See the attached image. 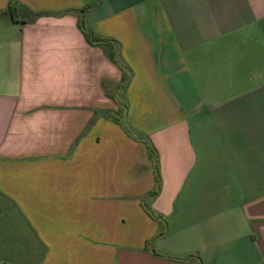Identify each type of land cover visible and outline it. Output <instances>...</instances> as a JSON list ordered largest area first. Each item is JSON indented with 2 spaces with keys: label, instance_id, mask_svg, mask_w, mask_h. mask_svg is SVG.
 <instances>
[{
  "label": "crops",
  "instance_id": "1",
  "mask_svg": "<svg viewBox=\"0 0 264 264\" xmlns=\"http://www.w3.org/2000/svg\"><path fill=\"white\" fill-rule=\"evenodd\" d=\"M95 1L0 0V264H264V0Z\"/></svg>",
  "mask_w": 264,
  "mask_h": 264
},
{
  "label": "trees",
  "instance_id": "2",
  "mask_svg": "<svg viewBox=\"0 0 264 264\" xmlns=\"http://www.w3.org/2000/svg\"><path fill=\"white\" fill-rule=\"evenodd\" d=\"M101 0H98V2H100ZM98 6V4H94L92 6H86L84 8H82L81 10H78V12L82 15H84L86 12H88L89 9L93 8V7H96ZM18 4L15 3V2H12L9 4L8 8L3 11L1 14H0V18L4 17V16H9L11 17L12 19L15 20V16H16V11L18 10ZM28 11V10H26ZM29 15H30V18L31 20L34 19L37 15L35 13H32V12H29ZM80 28L82 30V32L84 33L85 37L87 38V40L89 41V43L91 44H100V45H105L109 48V56L110 58L115 62L117 63L121 69L123 70L124 72V82L125 84L129 83V80H130V76L128 71L126 70V68L123 66L121 60L119 59V54H118V51H117V47H116V42H114L113 40H108V39H104V38H101L99 36H97L91 29H89L86 25H85V22H84V19L83 17L81 18L80 20ZM115 121H117L119 124H121L122 128L127 132V134L132 133L133 135H135L134 131L132 130V128L130 127L129 124L126 123V125H129V126H125V122L123 120V118H114ZM129 130V131H128ZM140 140H144L143 138H140ZM149 152H150V158L151 160L153 161V165H154V174H155V189L146 197V198H152V197H156L160 190H161V185H162V178H161V173H160V166H159V162H158V153H157V150L155 149V147L153 146H149ZM143 206L146 210V212L153 218V219H157L161 222L164 223L162 229L160 230V232L154 236L152 239L148 240L146 242V248L150 249L154 243V241L158 238V237H161L163 235H165L167 233V227L165 225V220L163 217H159L157 215H155L152 210L149 209V207L143 202ZM154 251V249H153ZM155 253V251H154ZM191 259H193L194 261H196L195 264H203V261L202 259L199 257V256H191Z\"/></svg>",
  "mask_w": 264,
  "mask_h": 264
},
{
  "label": "rangeland",
  "instance_id": "3",
  "mask_svg": "<svg viewBox=\"0 0 264 264\" xmlns=\"http://www.w3.org/2000/svg\"><path fill=\"white\" fill-rule=\"evenodd\" d=\"M97 1V0H96ZM95 1V2H96ZM94 2V3H95ZM94 3H92V4H88L87 6H92V5H94ZM86 7V6H85ZM124 88H125V85L123 86ZM118 116L120 117V118H123V120H124V122H125V117H123V111H121L119 114H118ZM120 118H118V119H120ZM126 123L127 122H125V126L127 127V126H129V125H126ZM128 124V123H127ZM121 125V124H120ZM129 131V130H128ZM131 138H135L137 141H139L140 140V138H136V136L135 135H133L132 133H130L129 132V134H128ZM164 225V224H163ZM166 225V224H165ZM222 226H224V225H222ZM167 227V226H166ZM154 244V243H153ZM152 247H153V245H152ZM151 250H152V248H150ZM149 248H148V250H150Z\"/></svg>",
  "mask_w": 264,
  "mask_h": 264
}]
</instances>
